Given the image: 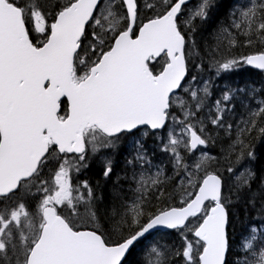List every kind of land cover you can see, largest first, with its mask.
I'll list each match as a JSON object with an SVG mask.
<instances>
[{"label": "snow or ice", "instance_id": "snow-or-ice-1", "mask_svg": "<svg viewBox=\"0 0 264 264\" xmlns=\"http://www.w3.org/2000/svg\"><path fill=\"white\" fill-rule=\"evenodd\" d=\"M252 70L264 0H0V264H264Z\"/></svg>", "mask_w": 264, "mask_h": 264}, {"label": "trees", "instance_id": "trees-1", "mask_svg": "<svg viewBox=\"0 0 264 264\" xmlns=\"http://www.w3.org/2000/svg\"><path fill=\"white\" fill-rule=\"evenodd\" d=\"M226 2H230V0H226ZM253 71V70H252ZM253 73H255L254 77L256 80H260V79H264V77H262L258 72L253 71ZM238 79V78H237Z\"/></svg>", "mask_w": 264, "mask_h": 264}]
</instances>
